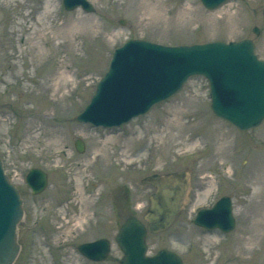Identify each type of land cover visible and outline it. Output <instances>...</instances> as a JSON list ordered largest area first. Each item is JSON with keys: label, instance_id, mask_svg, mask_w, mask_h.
I'll list each match as a JSON object with an SVG mask.
<instances>
[{"label": "rangeland", "instance_id": "rangeland-1", "mask_svg": "<svg viewBox=\"0 0 264 264\" xmlns=\"http://www.w3.org/2000/svg\"><path fill=\"white\" fill-rule=\"evenodd\" d=\"M87 1L92 14L66 12L62 0H0V160L26 211L18 230L24 249L15 264L25 263L30 251L31 260L53 264L43 234L29 231L37 202L71 195L84 203L90 195L94 204L101 192L95 216L83 222L81 241L106 237L110 253L103 262L85 261L72 249L78 241L66 229V264H119L118 229L130 216L143 221L153 192L142 180L181 171L191 176L187 203L168 231L146 236L147 255L165 249L182 264H264V123L239 132L217 119L201 77L121 127L74 121L107 71L112 52L130 39L163 45L250 39L264 59V0L228 1L212 11L199 0H152L157 5L131 15L125 0ZM254 26L258 37L251 32ZM75 140L84 143L82 154ZM29 168L48 176L39 195L24 184ZM223 196L232 199L233 231L196 227V212ZM82 219L70 222L73 231Z\"/></svg>", "mask_w": 264, "mask_h": 264}, {"label": "water", "instance_id": "water-1", "mask_svg": "<svg viewBox=\"0 0 264 264\" xmlns=\"http://www.w3.org/2000/svg\"><path fill=\"white\" fill-rule=\"evenodd\" d=\"M224 1L201 0L207 9H214ZM63 4L68 11L81 7L85 12H93L85 0H63ZM253 32L259 33L257 28ZM193 75H203L209 80L211 108L219 118L241 130L255 127L264 119V62L258 61L250 41L178 47L132 41L114 51L108 72L99 82L89 106L75 121L119 126L176 94ZM75 147L78 152L83 151L81 141H76ZM32 180H35L33 192L42 191L45 174L30 170L27 184ZM142 183L155 188L144 215L147 226L135 218L127 219L121 226L115 239L123 253L119 263L181 264L174 254L164 250L145 258L144 239L147 233H161L172 225L187 197L189 175L186 172L154 175ZM21 218L18 193L0 165V264H12L17 256L16 227ZM194 223L224 232L232 230L229 199L223 198L211 210L200 211ZM79 250L89 259L102 261L108 253V243L100 240Z\"/></svg>", "mask_w": 264, "mask_h": 264}, {"label": "flooded vegetation", "instance_id": "flooded-vegetation-1", "mask_svg": "<svg viewBox=\"0 0 264 264\" xmlns=\"http://www.w3.org/2000/svg\"><path fill=\"white\" fill-rule=\"evenodd\" d=\"M85 189H89L88 185ZM88 191L86 190L85 193ZM108 196H111V191L108 190L107 193ZM90 195L87 196L86 199L82 200L84 201L78 204V202L81 199L75 198L71 195H67L58 201H54L52 199L46 198V200H43L42 202H37L38 207V213L35 215V217L32 220V227H30L29 231H31L33 234L36 231V228L39 230L42 236V241H44L47 249L48 257L53 264H66L68 262V254H65L66 246L63 245V233L65 230L69 229L70 234L69 236L72 237L73 241H78V243L72 246V249H76L77 252V246L84 243V242H90L91 239L86 241H81V234L85 231V225H82L79 230H72L71 229V221L75 220V218H80L81 216H85L86 219L83 222H87L88 220L92 219L93 216H95L96 213V204H90ZM23 211H24V218L23 221H25L26 218V211L24 209V200H23ZM58 234L62 236V240H58ZM28 239V237H25ZM18 241L20 245V251L19 256L23 252L24 249V243L22 241V238L19 236L18 232ZM69 243V242H64ZM55 249L60 252V249L64 252L62 256L59 258L56 257ZM78 253V252H77ZM27 257L24 259L25 263L22 264H40L39 261L31 260L32 252H28ZM80 256V254H79ZM17 258V259H18ZM84 259V258H83ZM33 261V263H32ZM87 261V260H85ZM88 262V261H87ZM91 263V262H89Z\"/></svg>", "mask_w": 264, "mask_h": 264}, {"label": "bare ground", "instance_id": "bare-ground-1", "mask_svg": "<svg viewBox=\"0 0 264 264\" xmlns=\"http://www.w3.org/2000/svg\"><path fill=\"white\" fill-rule=\"evenodd\" d=\"M125 3L129 4L128 9H130L129 14H135L138 10H149L151 5H157L156 2L152 0H125ZM188 10V9H187ZM82 173L80 172L79 175ZM239 247V246H238ZM241 251H247V249L242 248L241 245L239 247Z\"/></svg>", "mask_w": 264, "mask_h": 264}]
</instances>
